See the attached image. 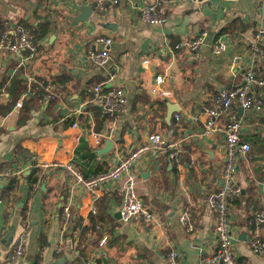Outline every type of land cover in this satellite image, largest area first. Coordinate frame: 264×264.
<instances>
[{
    "label": "crops",
    "instance_id": "0c3cea01",
    "mask_svg": "<svg viewBox=\"0 0 264 264\" xmlns=\"http://www.w3.org/2000/svg\"><path fill=\"white\" fill-rule=\"evenodd\" d=\"M145 2L156 3L120 0L99 11L91 0H0L4 20L49 28L39 41L37 59L28 66L19 63L18 55L0 52V84L18 75L27 83L33 80L32 85L53 82L63 91L61 99L32 110L24 123L19 122L22 107L0 114V170H11L17 180L9 192L10 180L0 183V264H85L91 255L98 264H167L172 250L178 251L179 264H198L217 249L216 213L209 200L222 183L225 141L222 132L202 135L204 111L219 90L240 83L242 68L251 60L264 78V55H253L248 43L258 19L264 21V0H208L201 6L169 0L155 4L166 18L163 25L140 19ZM89 6L92 11L85 9ZM201 32L208 34L205 45L192 52L188 42ZM101 34L114 39L111 60L95 65L86 54L99 49L95 38ZM219 40L228 47L215 54ZM98 84L124 88L127 104L111 115L92 105L89 99ZM27 90L18 100L33 96L24 97ZM257 92L264 96L262 88ZM10 98L0 85V104ZM171 109L175 111L169 117ZM238 118L245 123L242 137L252 148L239 164L243 190L232 208L234 248L245 264H264V256L252 248L256 234L248 226L264 204V106H233L219 124ZM156 132L185 139L183 168L166 157H146L136 164L138 195L156 221L124 222L117 217L123 179L87 190L63 169L44 170L35 161H72L85 175H95ZM92 133L101 135L100 144L94 143ZM107 141L112 149L100 154ZM189 204L194 232L178 219ZM24 231L26 254L10 263L13 244ZM260 234L264 237V226ZM105 235L108 243L101 247Z\"/></svg>",
    "mask_w": 264,
    "mask_h": 264
},
{
    "label": "built area",
    "instance_id": "2783aa9c",
    "mask_svg": "<svg viewBox=\"0 0 264 264\" xmlns=\"http://www.w3.org/2000/svg\"><path fill=\"white\" fill-rule=\"evenodd\" d=\"M169 0H155V4L161 5ZM195 5H204L208 0H188ZM120 0H91V4L99 11L107 10L109 5H116ZM155 4L145 2L140 9V19L150 24L163 25L166 18L159 13ZM207 32L197 34L193 40L188 42V48L192 52H198L205 45ZM111 35H98L95 38L99 49H88L86 57L95 65H103L111 60L110 47L113 44ZM250 50L253 55H264V21L258 19L257 28L254 36L249 40ZM227 43L219 40L213 48L215 54H221L227 50ZM0 52L16 54L19 56V63L28 66L33 63L39 54V43L37 44L31 30L12 18H6L3 22V33L0 38ZM36 82V81H35ZM33 80L28 81V90L24 97L34 95L32 89ZM257 88L264 91V78L260 77L256 70L254 61L245 64L241 71L240 83L219 90L210 98V105L205 109L203 136H211L222 132L224 135V161L222 167V183L220 188L211 194L209 203L216 213L215 236L218 247L215 251L205 256L198 264H245L236 254L234 246V232L232 226V208L235 200L242 194V186L239 184L238 170L241 160L245 159L252 148V144L243 137L245 123L241 118L234 119L226 125H220L219 119L226 116L233 106H238L243 110H261L264 106V96L257 92ZM37 89H41L42 103L57 101L62 98L63 91L61 86L53 82L37 81ZM89 102L95 107L100 108L107 114H114L121 110L128 102L127 92L122 87L104 88L98 84L92 89V96ZM23 98L16 102V107L21 108ZM179 119L180 115L176 114ZM78 126V123L73 125ZM94 143H101V135L92 133ZM80 139V137H78ZM184 138H174L165 134L156 132L150 134L145 141L140 143L128 154L119 158L106 171L87 176L72 161H60L54 159L51 161L35 159L37 166L47 170L49 168H61L66 171L74 180L77 186L87 190H95L111 182L124 180L123 183V202L120 208L121 219L124 222L156 221V217L151 212L149 206L138 195L137 192V171L135 169L137 162L146 157L160 159L166 157L170 163L177 166L178 169L184 167ZM14 175L11 170H0V183L8 181ZM96 213V207H93ZM65 217L67 220L71 217L70 207H65ZM179 222L188 232H194L192 207L189 204L179 214ZM248 226L255 231V237L252 240V248L255 252L264 256V237L260 234L264 226V204L258 207L254 214L248 220ZM108 236H104L100 242L103 247L108 243ZM27 233L24 231L19 234L15 240L12 250L9 254L10 263L22 258L26 254ZM179 253L172 250L167 254V264H179ZM85 264H98L95 256L87 258Z\"/></svg>",
    "mask_w": 264,
    "mask_h": 264
},
{
    "label": "trees",
    "instance_id": "16d2710c",
    "mask_svg": "<svg viewBox=\"0 0 264 264\" xmlns=\"http://www.w3.org/2000/svg\"><path fill=\"white\" fill-rule=\"evenodd\" d=\"M3 22L4 19L0 17V38L3 33ZM22 23L31 30V32L34 35L35 42L37 44L45 35L49 33V28L45 23H39L37 25L27 23L26 21ZM0 85L1 87L4 86V89L7 90V92L10 94L11 97L7 104H0V114L7 115L8 113L11 112V110L13 109L17 100L21 97L23 92L28 89V83L23 79H19L18 75H16L14 76V78H11L9 84L5 83V81H2ZM32 89L34 90V95L29 98H26L23 102L20 118H19L20 123L26 122L31 117L32 110H37L41 107L43 91L41 89H37V84L32 85ZM54 102L55 101H52V103ZM22 150L25 151L24 149ZM16 182L17 180L15 177L10 179V183L7 187L8 192L15 188ZM36 260L39 261L40 256H37Z\"/></svg>",
    "mask_w": 264,
    "mask_h": 264
},
{
    "label": "water",
    "instance_id": "95a60500",
    "mask_svg": "<svg viewBox=\"0 0 264 264\" xmlns=\"http://www.w3.org/2000/svg\"><path fill=\"white\" fill-rule=\"evenodd\" d=\"M85 9H90V11H92V8L90 6H89V8H85ZM79 20H83V19L82 18H79ZM174 111H175V109L174 110L173 109L169 110L168 116L171 117ZM111 146H112L111 143L107 141L106 146L103 147V148H101V149H99L98 152L100 154L107 153V152H109L112 149ZM146 173L149 174L150 171L148 170ZM117 217L121 218V213L120 212H118ZM24 264H31V261L30 260H26L24 262Z\"/></svg>",
    "mask_w": 264,
    "mask_h": 264
}]
</instances>
